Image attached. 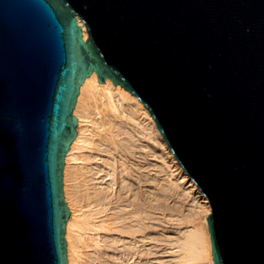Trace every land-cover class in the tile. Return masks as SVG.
<instances>
[{
  "label": "water",
  "instance_id": "95a60500",
  "mask_svg": "<svg viewBox=\"0 0 264 264\" xmlns=\"http://www.w3.org/2000/svg\"><path fill=\"white\" fill-rule=\"evenodd\" d=\"M92 72L143 103L208 200L214 264H264V0H0V264H67Z\"/></svg>",
  "mask_w": 264,
  "mask_h": 264
},
{
  "label": "bare ground",
  "instance_id": "6f19581e",
  "mask_svg": "<svg viewBox=\"0 0 264 264\" xmlns=\"http://www.w3.org/2000/svg\"><path fill=\"white\" fill-rule=\"evenodd\" d=\"M83 39L85 25L78 19ZM64 157L67 264H214L210 204L136 96L95 72L80 84ZM169 199L188 211L165 204ZM172 225L177 232L152 231Z\"/></svg>",
  "mask_w": 264,
  "mask_h": 264
},
{
  "label": "rangeland",
  "instance_id": "374dc122",
  "mask_svg": "<svg viewBox=\"0 0 264 264\" xmlns=\"http://www.w3.org/2000/svg\"><path fill=\"white\" fill-rule=\"evenodd\" d=\"M183 202H184V204H182L183 205L182 209L180 208L179 205H174L172 199H169L168 201H166L165 204H167L170 207H176L179 211L183 210L185 213H187V212L189 213L188 206H187V204H189V202L187 200L183 201ZM151 222L154 225L151 228L152 231L157 230V231H160V232H163L166 234H175L177 232V230H175L172 225H168V224L158 225V222L153 221V220Z\"/></svg>",
  "mask_w": 264,
  "mask_h": 264
}]
</instances>
